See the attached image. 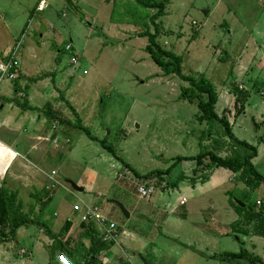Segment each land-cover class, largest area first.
Listing matches in <instances>:
<instances>
[{
  "label": "rangeland",
  "instance_id": "rangeland-1",
  "mask_svg": "<svg viewBox=\"0 0 264 264\" xmlns=\"http://www.w3.org/2000/svg\"><path fill=\"white\" fill-rule=\"evenodd\" d=\"M47 2H50L49 9L38 12L39 0H0V48L4 41H8L7 44L12 45L13 49L24 35L19 50V62L24 77L22 83L27 81L29 86L27 92L30 104L40 107L49 102L54 104L52 86L49 92H44L43 101L31 100V94L40 89V82H32L31 78H37L38 74L46 71L51 72V78L55 79L59 93L56 100L59 103L56 110L59 115L73 123L76 121L65 101L70 100L83 125L97 138L107 139L113 144L124 162L142 175L155 170H167L174 164L175 157H191L199 153L200 138L207 126L198 122L196 104L180 98L181 89L188 87V83L176 76H163L145 50L147 38L139 36L148 29L154 32L150 17L156 11L142 8L135 0ZM257 2L170 0L166 15L159 20L163 31L158 41L166 50L183 58V74L204 75L217 89L223 81L234 83L237 80L232 70L234 63L232 59L225 61V57L227 53L231 54V47L236 48V51L243 47L248 38L245 27L249 28L253 40L263 45V38L256 35L254 30L255 24L260 28L264 27V7ZM67 45L72 46L71 51H66ZM73 57L78 59L77 64L72 63ZM9 85L11 84L4 82L0 88V107L4 105V109L0 110V117L1 114H9L7 110L11 109V103L16 105V95L7 90L12 89ZM7 91L11 95L8 99L1 96V93ZM252 98L259 100L256 92H252ZM16 107L18 114L24 112L21 107ZM222 107L223 104L217 106L218 114L222 112ZM232 109L234 115L231 121L234 122L238 117V109ZM254 117L257 118L254 111L241 115L233 131L237 138L255 146L264 134V124L257 129ZM240 125L243 127L240 128ZM27 126L25 123L21 129L23 136L0 129V139L9 143L18 140L21 144L22 139L30 133V129L25 131L24 127ZM64 127L69 128L67 125ZM68 134L72 142L68 146L72 150L68 151L66 158L56 161L52 166L57 171L56 178L61 181L62 186L57 188L43 215H40V211L48 191L42 197L31 198V203L34 204L33 212L30 213L32 217L37 216L42 221L46 217L52 219L57 213L64 217L72 211L75 203H85L97 206L107 218L119 226L120 232L127 231L135 235L143 226L147 233L145 240H152L151 244L160 250L153 262L149 259L152 264H231L210 259V256L224 252L237 253L241 248L259 257L261 261L251 263L243 260L240 264H264V238L251 235L241 237L245 244H240L230 232L223 237L220 244H208L193 231L192 237L190 235L192 247H186L183 243L188 240L186 234L179 233L175 226L163 225L156 219L154 213L160 215L158 210L162 208L160 192L175 194V190L169 188L167 178L174 182L182 172H190L187 162H181L174 167L173 175L166 177L163 182L164 188L158 186L150 199H141L128 183L119 181V172H126L135 178L130 169L84 133L70 129ZM222 134L221 130L214 138L224 141L226 138ZM210 143L211 141L205 144ZM16 159L13 161L15 165L20 158ZM194 162L192 165L196 168ZM15 165L8 166L6 182ZM256 169L264 176L262 158ZM68 181L82 188L83 192H76ZM116 183L128 188H119ZM0 184L5 185V182ZM230 194L234 201L242 200L247 205H255L260 200L263 202L264 211V185L255 191H249L246 196L239 188L231 189ZM165 197L171 199L169 195ZM203 199L192 197L187 207L197 205L196 208H200L198 205L226 203L224 195L215 194L212 203L209 199L202 203ZM24 200L26 208L24 209L23 204V211L29 213L30 202H27L28 198ZM118 204L123 205L130 215L129 218L123 214ZM207 224L215 225L210 221ZM4 229L7 233L8 228L0 225V230ZM23 230L35 233L40 238L46 235L43 229L31 226L18 230L21 237L24 236ZM19 236L17 239H2L0 234V245L4 248L2 250H6L11 259L0 260V264H51L50 249L47 252L39 250L34 258H29L32 253L30 250L35 251L32 245L39 242L35 239L24 242ZM121 240L122 236L119 238ZM79 243H76V250L80 253V259L92 261L83 249L82 242ZM128 245L131 243L122 241L117 247L105 251L104 256L111 258L112 264H128L131 259L136 264H143L139 254L133 252ZM26 249L29 251H24ZM86 258L89 260H85ZM99 259L103 260L104 257ZM99 259L96 258V264H100Z\"/></svg>",
  "mask_w": 264,
  "mask_h": 264
},
{
  "label": "crops",
  "instance_id": "crops-1",
  "mask_svg": "<svg viewBox=\"0 0 264 264\" xmlns=\"http://www.w3.org/2000/svg\"><path fill=\"white\" fill-rule=\"evenodd\" d=\"M40 1L41 0H39V3ZM257 1L259 5H262L264 7V0H257ZM49 4L47 9H49L50 7ZM254 28L256 32L255 34L263 38L262 41L263 45H260L257 41H254L252 38V34L249 31V28L245 27L246 36L248 37L245 40V44L240 50L237 49L238 51H236V48L231 47L230 50L231 54L227 53L225 57V61L226 60L229 61V59H232V63H234V65L232 66L233 75L236 77L237 80L234 83H229V84L228 82L223 81L222 84L221 83L219 84L218 89L216 86V91L218 94L217 106L219 104H223L222 112L219 113V115H222L223 112L226 110L230 111L229 120L232 129H234L236 123L238 122V117L246 114L247 112L251 113V111H254L256 114L257 118L254 117V121L256 119L255 125L257 129H259V125L264 124V111H263L264 110V27L260 28L258 24H255ZM23 38L24 35L22 36L20 41L23 40ZM4 42L5 43H2V47L0 48V58H3L12 50V45H8L7 44L8 41H4ZM232 56L234 58H232ZM19 70H20L19 77L17 81L15 82L5 81L11 84L9 86L12 87V89H7V90L12 92V94L16 95L15 97L16 101L18 102L25 101L35 110H26L21 114H18L19 112L17 111V107H16L18 106V104L16 103V105L15 104L13 105L11 103L10 104L11 109L7 110L9 114H1L0 129H7L9 132H11V134L14 135L15 133H20L21 129H23L22 128L23 125L27 123L28 125L27 128L26 127L24 128L25 131H27V129L29 131L30 129L29 131L30 133L29 135L25 136L22 139L21 144H19L20 142H18V140H14V142L9 143L0 139V142L2 144L10 148L15 153V156L13 157V160L11 161L9 167H13L15 165V162H13L14 159H16L17 157L20 158L19 162L13 168V171L10 172L8 182L6 181L8 177L7 173L9 167L7 168L3 179L0 181V182H5V185L0 184V188H4L10 194L12 193L16 194L18 201L24 204V209H25L26 208V203L24 202L25 198H28L27 202L31 203L32 202L31 198L37 199V197L41 196L45 191H48L49 186L51 184L52 173L56 172L57 175V171L54 168H52V166L55 164L56 161L60 162L64 158H66L68 151L71 152L72 150L71 147L68 146L70 144L72 145V142L70 141V137L68 134L70 128H65L61 123L49 120L45 112L41 111L43 108L48 106H51L55 112H57L56 110L57 108H59V103L56 101L57 98L59 97V93L57 92L58 89L55 79L53 81L52 78L49 77L37 81L40 82L39 83L40 89L35 90L31 94L32 101H35L37 99L43 101L45 95L44 92L47 91L49 92V88L53 87L52 90L54 92V97H53L54 104L52 105L49 102L44 104L42 107L35 106L34 103L32 104L29 103V93L27 92L29 86L27 81H25L26 84L22 83V79L24 78L23 72L21 69ZM47 73H51V72H47ZM40 75L41 74H38V76ZM35 77L36 76H33L32 78ZM238 86H242L244 88L242 92H245L246 99L243 103L244 106L242 112L238 115L237 120L232 122L231 119L232 116L234 115V112H232L231 110H233L232 108L235 107L236 104V97L233 92V89L234 87H238ZM9 91L1 93V96L7 99L10 98L11 95H8V93L10 94ZM252 92H256L258 94L259 100L252 98ZM64 98L67 99V97ZM65 101L71 104L70 100H65ZM217 106H216V111H217ZM2 109H4V105H1L0 110ZM40 111L42 113H40ZM54 126L56 127L54 128ZM243 126L240 125V128H242ZM233 132L235 134V131ZM20 135L22 134L20 133ZM65 145H67V148ZM188 146L190 147V145ZM255 146H257L258 148V155L256 158L253 159V164L257 168L258 161L261 160V158L262 160H264V134L260 137V139L258 140V144ZM65 148L67 151L66 150L63 151ZM221 155H227V153L222 152ZM184 157H189V156H184ZM183 162H187L186 166L190 172H184V173L182 172V174L191 177L193 170L195 169L193 168L192 165V162L194 161L192 162L183 161ZM112 168H115V166L112 165ZM171 175L173 174L171 173ZM116 184L120 186L119 188L122 189L128 188L123 184H119V183ZM237 188L241 189V192L244 196H246L250 191L243 184L237 182L236 174H233L231 171L223 168L215 169L212 172L209 180L204 184L197 183L195 186H192L188 181H186L180 184L178 188L173 189L175 190V194H173V192L168 194L163 193V191L160 192L161 198L159 199V201L162 205V208L158 210L160 211V215L154 213V216L156 217V219L158 218L161 224L163 225L171 224L175 226L176 230L180 231L179 233L186 234L188 240H185V242H183L186 247H192V245H190L192 243V240H190V238L193 235L192 234L193 231L198 233L201 240H205L206 242H208V244H220L223 240V237L225 235H228L230 232L236 237V240L240 243L238 238L241 239V237L244 238L248 236L242 234L237 235L233 233L232 225L235 222H237L240 217L239 214L232 208V206L229 203V197H230L229 194L231 193V189H237ZM215 194L221 196L224 195L226 199V203L223 205L213 204L211 206L198 205V207L200 208H196L197 206L196 204H195L196 206L187 207V204L190 198L192 197L195 198L198 197L200 199L204 198L202 203H205L207 199H209V201L212 203L213 202L212 197L214 198ZM168 195L169 198H171L172 200L171 199L169 200L167 197H165ZM30 203H29L30 205L29 209L31 210L29 213H32L34 208L32 205L34 204L32 203L30 204ZM256 203L258 204V208H260V206L263 205V202L260 200H258ZM76 206L80 208V211L75 210ZM87 208H97L101 212V214L107 219V222L105 224L98 223L97 221H91L89 223L83 222L82 214L84 213V211H86ZM107 210L108 208H106V211ZM111 211H114V209L111 208ZM205 217L207 219H205ZM53 218L51 219L46 217L44 222L47 223L51 231L55 235H57V237H59V239L72 252H76L77 256L79 255V258H80V253H78L76 250V243L80 244L79 242H82L83 249H85L88 258L90 257L91 260L94 259L96 262H98L96 260L97 257L98 259L100 257L103 259L104 257L103 260L99 259L100 264H112L113 262L112 259L109 258L108 256L106 257L104 256L105 251L117 247L118 244H121L122 241H126V240L130 242L132 245V246L128 245L127 247L132 249L133 252L139 254V257L142 260L143 264H152L151 262H149V259H151V261L154 260L156 257L155 255L160 252V250L157 249L156 245L151 244L152 240L150 242L148 240H145V238L147 237V233L145 232V228L143 226H141L143 227V229L140 227V230L138 232V234H140V237L138 236V234L134 235L128 233L127 231L120 232L119 230V236L114 241L113 245L110 244L111 242L104 241L103 238L104 230H106V228L108 227L109 222H113V221L107 218V216L103 214L102 211L97 206H91L85 203L82 204L75 203L72 211L65 214L64 217L60 216L57 213L54 214ZM208 221L212 222V224L214 223L215 225L209 226L207 224ZM185 226L187 228L183 229V227ZM23 232H24V236L22 237L19 236L17 232L15 239H17L19 236L24 242H29V240L34 241V239L38 240L39 242V244L34 243L32 245L35 251L30 250L32 253L30 254L29 258H31V256L34 258L35 254H37L39 250H42V252L46 250L47 252L50 249L51 251L53 241L48 236L45 235L43 236V238L42 237L40 238L35 233L31 234L28 231L26 232V230H23ZM250 235L257 236L253 233H251ZM120 236H122L121 241H119ZM92 237H94L95 239V245H93ZM179 237L181 238L180 235ZM241 242L242 244H245L243 239H241ZM122 247L124 246L122 245ZM92 248L94 250H91ZM2 249L4 248H2V246L0 245V260L1 261L11 260L10 256L8 255V252L6 250L3 251ZM149 249L151 250L150 252ZM24 251H29V250L26 249ZM61 253L62 252L60 250L55 252L54 259H51V264H58L57 263L58 254ZM88 258H86L85 260H89ZM120 261H122V259H120ZM128 264H136V263H134V259H131L128 261Z\"/></svg>",
  "mask_w": 264,
  "mask_h": 264
},
{
  "label": "trees",
  "instance_id": "trees-1",
  "mask_svg": "<svg viewBox=\"0 0 264 264\" xmlns=\"http://www.w3.org/2000/svg\"><path fill=\"white\" fill-rule=\"evenodd\" d=\"M135 3L142 8L156 11L150 17L154 32L148 29L139 34V36L145 37L148 40L145 49L146 52L154 64L161 70L163 76H176L180 80L188 83V87L181 89L180 98L188 101L190 104H196L198 108L197 120L201 125L207 126V129L202 132L200 138L199 153L192 157H175L173 159L174 164L167 170H155L142 175L124 162L123 158L117 153L115 146L109 143L107 139L101 140L94 136L89 128L82 124L79 114L69 102H67V105L74 114L76 120L74 123L62 118L51 106L45 107L41 111L45 112L49 120L61 123L63 126L67 125L70 129H75L76 131L84 133L90 140L100 143L104 150L111 154L114 159L130 169L137 178L148 179L155 177L157 179V186L163 184L166 180L165 178L171 175L177 164L183 161H195L196 168L193 170L191 177L181 174L174 182H170L167 178L166 182L167 184L169 183V188L172 190L176 189L181 183L186 181L192 186H195L197 183L204 184L209 180L212 172L218 168H223L236 174L237 182L242 183L250 191L261 188L264 185V176L258 172L253 164V159L258 155V148L236 137L230 124L229 110L224 111L222 115L217 113L216 106L218 104V94L214 84L204 75L191 76L183 74V58L172 51L166 50L158 41L163 31L162 23L159 22V20L166 15V9L170 0H135ZM51 74L52 73L47 72L43 73L37 78H31V81L37 82L49 78ZM52 80L54 81V78H52ZM233 92L236 97L235 107H237L239 115L243 110L246 94L242 92L239 87H234ZM16 103L24 111L35 110L25 101H16ZM221 130L223 133L222 135L226 138L224 141L214 138L215 135H219ZM210 141V145L205 144ZM222 152L227 153V155H221ZM51 200L50 198L42 204L40 215ZM240 202L243 203L245 207H240L230 194L229 203L240 217L239 220L232 225L233 233L245 236H249L253 233L264 238L263 205H261L260 210L257 211V203L255 205H247L242 200ZM0 225L8 228L7 233H5L6 229L0 230L2 239H15L21 227L32 226L41 228L53 241L51 259H54L55 252L60 250L73 264H96L94 259L90 262L82 261L79 255L77 256L76 252H72L59 237L51 231L50 227L44 221L40 220L37 216L32 217L30 213H24L23 204L17 200V195L8 193L4 188H0ZM2 239L0 240L2 241ZM238 240L241 242L240 238H238ZM92 242L93 245H95L94 237H92ZM113 243L114 242H111L110 244L113 245ZM91 250L94 249L92 248ZM210 258L231 264H240L243 260L251 263L261 261L259 257L253 256L245 248H241L238 253L224 252L210 256Z\"/></svg>",
  "mask_w": 264,
  "mask_h": 264
},
{
  "label": "built area",
  "instance_id": "built-area-1",
  "mask_svg": "<svg viewBox=\"0 0 264 264\" xmlns=\"http://www.w3.org/2000/svg\"><path fill=\"white\" fill-rule=\"evenodd\" d=\"M48 4L46 0H41L37 11L43 12L47 9ZM195 24V23H194ZM22 45V40L18 41V43L13 47V49L3 58H0V88L2 87L3 83L5 81L15 82L18 80L19 77V69L21 67V62H19V50L20 46ZM72 46L67 45L66 51H71ZM73 64L78 63V59L76 57H73L71 59ZM239 89L243 91V87L239 86ZM56 126H54L55 128ZM135 178L130 177L129 174L126 172L119 173L118 178L119 181H122L124 183H128L130 187L135 189L136 193L141 199H150L153 194L158 189V186L156 185V178H137L134 175ZM128 181V182H126ZM62 186L61 181L56 179V172L52 173L51 177V184L48 189V193L46 196V200L53 199L54 194L58 187ZM160 187L164 188L165 184L163 183L160 185ZM76 211H80L79 207H75ZM82 221L85 223H89L91 221H97L98 223L105 224L107 222V219L101 214V212L97 208H87L86 211L82 214ZM119 236V229L118 225L113 222H109L108 227L106 230H104L103 238L106 242H114ZM58 264H73L68 260V258L63 254H58L57 258Z\"/></svg>",
  "mask_w": 264,
  "mask_h": 264
},
{
  "label": "bare ground",
  "instance_id": "bare-ground-1",
  "mask_svg": "<svg viewBox=\"0 0 264 264\" xmlns=\"http://www.w3.org/2000/svg\"><path fill=\"white\" fill-rule=\"evenodd\" d=\"M14 156V151L0 142V181L3 179L4 172L10 165Z\"/></svg>",
  "mask_w": 264,
  "mask_h": 264
},
{
  "label": "water",
  "instance_id": "water-1",
  "mask_svg": "<svg viewBox=\"0 0 264 264\" xmlns=\"http://www.w3.org/2000/svg\"><path fill=\"white\" fill-rule=\"evenodd\" d=\"M208 12L206 11L205 14H207ZM68 183L73 187V189H75L76 191H79V192H83V189L82 188H79L77 185H75L74 183L68 181ZM236 203L240 206V207H245V205L243 203H241L240 201L236 200ZM120 210L123 212V214L129 218L130 215L129 213L126 211V209L123 207V205L121 204H118ZM251 209V208H250ZM252 210V209H251Z\"/></svg>",
  "mask_w": 264,
  "mask_h": 264
}]
</instances>
